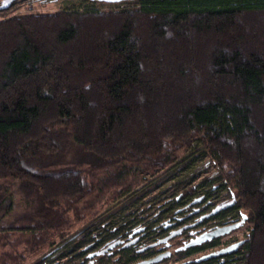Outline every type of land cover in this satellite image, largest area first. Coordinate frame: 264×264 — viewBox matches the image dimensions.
<instances>
[{
  "label": "trees",
  "instance_id": "obj_1",
  "mask_svg": "<svg viewBox=\"0 0 264 264\" xmlns=\"http://www.w3.org/2000/svg\"><path fill=\"white\" fill-rule=\"evenodd\" d=\"M54 1L0 10V264L77 263L76 225L212 186L264 264V0L28 9Z\"/></svg>",
  "mask_w": 264,
  "mask_h": 264
},
{
  "label": "flooded vegetation",
  "instance_id": "obj_2",
  "mask_svg": "<svg viewBox=\"0 0 264 264\" xmlns=\"http://www.w3.org/2000/svg\"><path fill=\"white\" fill-rule=\"evenodd\" d=\"M141 205L139 210H132V216L113 221L97 218L71 232L73 246L68 256L79 260L64 264H139L156 258L159 262L151 264H234L246 243L247 218L242 222L246 214L237 210L235 215L234 195H225L218 186L205 188L193 197L183 193L175 201ZM240 222L228 234L187 246L205 233ZM97 223H104L101 229L110 235L100 237L101 232H97L83 240L84 232ZM58 257L51 251L45 258L50 264H61Z\"/></svg>",
  "mask_w": 264,
  "mask_h": 264
},
{
  "label": "rangeland",
  "instance_id": "obj_3",
  "mask_svg": "<svg viewBox=\"0 0 264 264\" xmlns=\"http://www.w3.org/2000/svg\"><path fill=\"white\" fill-rule=\"evenodd\" d=\"M3 0H0V4H1V2H2ZM44 1H48V0H44ZM66 1H69L68 3H69V5H71L72 3H74L75 1H80V2H82V1H87V0H57V1H54V2H45V3H39V2H37V3H34V4H32V5H30L29 7H28V9L30 10L32 7L34 8V9H36L37 11H42V12H49V13H55V12H58L59 10H61L62 8H63V6H66L65 5V2ZM78 3V2H77ZM79 4H81V3H79ZM111 8H114V6H107L106 7V9H111ZM28 9H26V10H28ZM25 9H23V10H21V9H19V11L17 10L14 14H17V13H21V12H25L26 11ZM1 19V18H0ZM149 189H146V190H144L145 192H144V194H143V198H141L142 200H141V202H144L146 199H148L149 197H150V194L148 193V192H150V190L148 191ZM143 193V192H142ZM106 207L107 206H119V204L118 203H115V202H112V203H107V204H104ZM19 210H21V209H19ZM101 214V213H100ZM88 221V220H87ZM86 223V221L84 222V224ZM81 226V224H78V225H76L72 230H70L69 232L71 233H73L78 227H80ZM246 228H247V226H246ZM32 261V260H31Z\"/></svg>",
  "mask_w": 264,
  "mask_h": 264
},
{
  "label": "water",
  "instance_id": "obj_4",
  "mask_svg": "<svg viewBox=\"0 0 264 264\" xmlns=\"http://www.w3.org/2000/svg\"><path fill=\"white\" fill-rule=\"evenodd\" d=\"M16 1V0H3L0 4V10H5V9H8L11 4ZM122 1H125V0H104V2L106 3H119V2H122ZM247 218L246 215H244V218L242 220V222ZM236 223L235 225H231V226H227V227H223V228H218L216 229L215 231L213 232H210V233H205L203 235H201L200 237H198L197 239L193 240L190 244H188L187 246H193V245H196V244H200L206 240H210L214 237H217V236H222V235H225V234H228L230 233L232 230H234L235 228L239 227L241 225V223ZM97 254H100V253H97ZM160 258H156V259H153L151 261H148V262H142V263H139V264H151V263H156V262H159Z\"/></svg>",
  "mask_w": 264,
  "mask_h": 264
}]
</instances>
